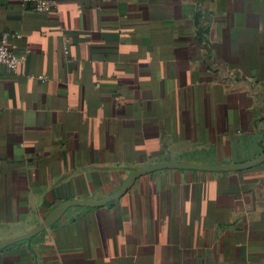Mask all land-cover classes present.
Wrapping results in <instances>:
<instances>
[{"label":"crops","instance_id":"crops-1","mask_svg":"<svg viewBox=\"0 0 264 264\" xmlns=\"http://www.w3.org/2000/svg\"><path fill=\"white\" fill-rule=\"evenodd\" d=\"M3 38L25 61L0 69V241L150 164L264 152V0H0ZM0 264H264V161L141 175Z\"/></svg>","mask_w":264,"mask_h":264},{"label":"water","instance_id":"water-1","mask_svg":"<svg viewBox=\"0 0 264 264\" xmlns=\"http://www.w3.org/2000/svg\"><path fill=\"white\" fill-rule=\"evenodd\" d=\"M264 161V152L259 154L258 156L241 163H233V164H202V163H193V162H181V161H164L155 164H150L148 166L136 169L132 171L123 184L111 195L102 199H72L65 200L58 205H56L47 215L46 217L37 223L35 226L31 227L26 232L18 234L16 236H12L10 238L4 239L0 241V249L16 243L21 240L29 239L42 230L49 227L51 224L58 221L61 216L64 214L65 210L71 206H83V207H100L104 206L108 202L119 198L122 196L135 182L137 178L141 175L147 174L149 172L160 170V169H196L203 171H215V170H240L244 168L251 167L255 164L261 163Z\"/></svg>","mask_w":264,"mask_h":264},{"label":"built area","instance_id":"built-area-1","mask_svg":"<svg viewBox=\"0 0 264 264\" xmlns=\"http://www.w3.org/2000/svg\"><path fill=\"white\" fill-rule=\"evenodd\" d=\"M22 4H32L33 11L40 14H47L55 9L57 0H17ZM66 52V50H65ZM25 61L24 56H19L11 50L6 42V38L0 41V69H5L17 73L22 63Z\"/></svg>","mask_w":264,"mask_h":264}]
</instances>
